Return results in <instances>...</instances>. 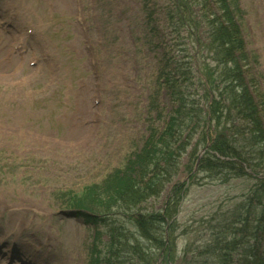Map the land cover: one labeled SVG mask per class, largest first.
Instances as JSON below:
<instances>
[{
	"label": "rangeland",
	"instance_id": "obj_1",
	"mask_svg": "<svg viewBox=\"0 0 264 264\" xmlns=\"http://www.w3.org/2000/svg\"><path fill=\"white\" fill-rule=\"evenodd\" d=\"M238 2L244 11L243 36L250 59L245 70L252 67L258 78L252 91L264 93V0ZM173 4V0H10L11 9L21 10L19 19L36 28L24 53L15 52L9 40L4 41L5 48L0 44V247L2 252L6 246L14 251L0 255V260L19 258L16 250L22 247L35 264H229L215 257V238L220 235L214 233L221 232L219 221H232L246 203L257 177H241L223 167L200 173L197 165L205 152L222 159L210 150L215 135L228 136L236 148L244 145L248 152L258 153L248 142H233L234 125L238 121L239 127L244 125L233 106L223 109L210 125L206 113L199 125L185 116L184 130L176 139H162L152 148L148 175L140 174L148 192L150 187L151 194L161 192L142 205V212L154 213L140 224L145 231L154 230V240L142 239L120 207L104 212L95 188H88L99 183L95 191L101 194L106 175L122 168L142 148L150 126L162 127L170 119L168 111L176 100L186 96L187 104L195 100L203 106L197 67L202 73L220 75L207 50L199 54L195 37L174 25L171 17L178 4ZM145 8L158 14L154 25L164 29L160 33L170 56L177 59L179 53L171 74L175 68L179 78L172 89L177 98L161 91L157 101L149 100L159 59L169 53L150 50ZM194 12L198 16L200 9ZM198 54L199 64L192 68V57L197 60ZM191 68V80L180 79V73ZM69 190L75 194L67 193L66 200H79L77 209L106 216L96 219L97 239L90 251L94 228L86 227L64 208L65 201H59L60 193ZM114 190L103 200L107 207L115 204ZM249 211L253 209L247 212L251 219ZM175 212L177 222L172 224L167 216ZM214 216L216 221L209 222ZM167 223L172 228L166 250L159 245ZM11 226L19 229L16 237L9 232ZM114 242V249L126 250L123 260L111 257Z\"/></svg>",
	"mask_w": 264,
	"mask_h": 264
},
{
	"label": "trees",
	"instance_id": "obj_2",
	"mask_svg": "<svg viewBox=\"0 0 264 264\" xmlns=\"http://www.w3.org/2000/svg\"><path fill=\"white\" fill-rule=\"evenodd\" d=\"M178 2V6L174 7V15L172 17L175 21V26L178 24L182 28H186L193 36L194 34H198L200 28L205 27V25L201 26L203 21L207 24L206 27H208V30H204L203 34L205 36L199 44L213 54L212 58L219 67L220 74L215 75L212 71L206 72L204 75L207 78L210 89L218 94V97H220L219 100H213L211 104L212 113L217 118H220V115L223 114V109H226L227 111L229 107L233 106L236 114L241 115L242 118L240 120H243L244 122L242 129H239L238 125L236 126V129H233V142L238 141L239 135L242 136V141L244 143H247L250 140L255 141L257 138L264 142V130L262 126L263 119L258 115L257 111L260 104L251 95L249 90V83L254 82V79H252L251 82L247 80L246 73L243 70L242 62L246 57V53L244 52L245 48L241 38V27L238 25L239 17L233 0H178ZM196 8L200 9V16L195 15L194 10ZM171 64L173 67H176L174 63ZM205 68L207 69L208 67L206 66ZM190 75V71L187 74L180 73V78H185L186 81H188L187 78H190ZM176 76V74H173V76H171L172 78L165 79V87L169 91L171 90V95L175 96V98L178 96L176 91L172 88L177 82V79L175 78ZM190 80L191 78L189 81ZM201 83L203 82L201 81ZM189 94L193 93L189 92L187 95ZM202 96L205 98V102H208L210 98V91L205 83H203ZM186 100L187 98L183 97L176 100L173 109L169 113L170 119L163 129V133L155 131L146 142V145L142 149L143 151L136 154L135 158L127 163L128 165L124 170H119L111 176V180L105 183L106 189L104 188V190L101 191V194L98 195L96 191H94L96 199L103 204L101 207H103L105 211L109 212L107 208L112 209L114 207H120L125 217L128 213H135L132 217H128V219L134 221L137 228H139L140 231L142 230V232L144 228L140 223L143 222L144 218L139 213L140 205L138 204L143 200L145 201L147 198L158 197L161 189L156 191L157 194H151L150 187L148 192L143 187L145 178H143L140 173L145 172L148 175L147 170L149 169L146 168L147 163L150 159L152 148L157 142L165 138L176 139L177 134L180 135V133L184 130L181 125L185 120V116H188L189 118L197 116L198 118L197 110L188 108ZM225 101H228V105L225 104ZM194 102L196 101L194 100ZM198 111H200V108ZM181 116L183 117L180 124H178ZM248 122L250 123V126L247 125ZM216 142L214 150H218L224 157H237L238 159L245 161L249 167L258 169L259 172L263 171L264 154L259 155L258 164H253L251 162L254 161L250 162L249 160H245L241 157L240 151H238L234 145H231V138H219ZM166 155V153H162V156ZM221 167L224 168L223 171H233L235 173L238 171L242 172V170H244L243 167L236 163H229L228 161L221 160L214 161L212 158H208V160L204 159L202 162L201 171L212 173V171L209 170L217 168L221 169ZM151 169L155 170L156 168L151 167ZM112 188H115L114 191L116 192L115 204L107 207V204L104 202L106 201L105 197L110 196L109 191ZM261 189H264V187H261L260 190ZM68 205L70 207L79 206V200L74 198L72 200H68ZM94 213L99 214L97 212ZM105 217L106 216H104V218ZM87 220L89 221L88 218ZM215 220L216 219L212 217L209 222ZM239 222H241V217H237V220L227 221L224 224L220 223L218 226L221 229L219 230L221 232L214 233V237L220 235L215 238V251H217V255L215 257L220 260H222V258L225 260L228 258L230 259L229 262L231 264H233L231 260V252L233 249H236L239 244L237 242L238 240L236 241L235 238V232H238L237 225ZM147 231L150 234H144L143 237L149 240H154V230H150V228L147 227ZM241 231H246V227L244 225H242ZM257 239H259V236L255 233L253 240L255 241ZM163 245L164 243L162 242L159 246ZM115 246H117L116 242H114L112 247L109 249L111 257H116L117 260H123L126 250H116L113 248ZM253 254V259H255L257 254ZM256 262L258 261L253 260L252 264H256ZM237 264H240L239 260L237 261ZM241 264H247V261L242 260Z\"/></svg>",
	"mask_w": 264,
	"mask_h": 264
}]
</instances>
